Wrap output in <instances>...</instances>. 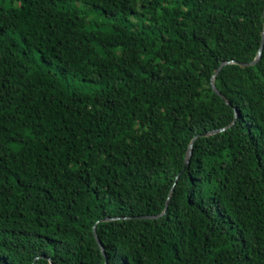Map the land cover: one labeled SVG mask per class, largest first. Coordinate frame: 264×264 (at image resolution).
<instances>
[{"label":"trees","instance_id":"obj_1","mask_svg":"<svg viewBox=\"0 0 264 264\" xmlns=\"http://www.w3.org/2000/svg\"><path fill=\"white\" fill-rule=\"evenodd\" d=\"M263 28L264 0H0V264H264Z\"/></svg>","mask_w":264,"mask_h":264},{"label":"water","instance_id":"obj_2","mask_svg":"<svg viewBox=\"0 0 264 264\" xmlns=\"http://www.w3.org/2000/svg\"><path fill=\"white\" fill-rule=\"evenodd\" d=\"M263 44H264V28H263V30H262L261 42H260V48H259V51H258V53H257L256 58H255L252 62H249V63H240V65H242V66H253V65H256V64L260 61V58H261V55H262ZM231 64H237V62H235V61H225V62H223V63L220 65V67L217 69L215 75H214L213 78H212L211 86H212L214 92H215L216 94L220 95V96H222V95H221L220 91H219V90L217 89V87H216V84H215V78H216V76L220 73V71H221L225 66H227V65H231ZM233 124H234V122H233L229 127H231ZM229 127H227V128H223V129L213 130V131H210V132H205V133H203V134H201V135H197V136H195V137L193 138L191 144L189 145V149H188V151H187L185 168L190 164V159H191L192 154H193L194 143H195V141H196L198 138H200V137H208V136L216 135V134H218V133H221V132L225 131V130L228 129ZM179 176H180V175H179ZM179 176L177 177V179L179 178ZM177 179H176L175 184H174V186H173V188H172V190H171V194H170V196H169V199H168V201H167L166 208H165V210L163 211V213H161V214H159V215H156V216H140V217H138V219H157V218H160V217H162L163 215H165L166 210H167V208H168V202H169V200L171 199L172 192H173L174 187H175V185H176ZM119 219H120V218H105V219H103L102 221H103V222H109V221H114V220H119ZM94 234H95V238H96V240H97V243H98V244L100 245V247H101V250H102L103 254L106 255V252H105V249H104V245H103L102 242L100 241L96 229H94ZM50 264H53V262L50 261Z\"/></svg>","mask_w":264,"mask_h":264},{"label":"rangeland","instance_id":"obj_3","mask_svg":"<svg viewBox=\"0 0 264 264\" xmlns=\"http://www.w3.org/2000/svg\"><path fill=\"white\" fill-rule=\"evenodd\" d=\"M67 84L72 88H75V89L78 88V89H81L83 91H92V90H98L99 89L98 86L88 84L86 82L79 80L78 78L73 79V77L68 78Z\"/></svg>","mask_w":264,"mask_h":264}]
</instances>
